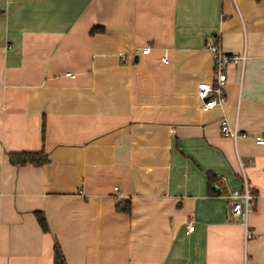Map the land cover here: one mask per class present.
<instances>
[{
    "label": "crops",
    "instance_id": "0c3cea01",
    "mask_svg": "<svg viewBox=\"0 0 264 264\" xmlns=\"http://www.w3.org/2000/svg\"><path fill=\"white\" fill-rule=\"evenodd\" d=\"M208 41L248 55L225 108L198 96ZM260 134L264 0H0V264H54L57 243L68 264H264ZM241 162L248 225L229 215Z\"/></svg>",
    "mask_w": 264,
    "mask_h": 264
},
{
    "label": "built area",
    "instance_id": "2783aa9c",
    "mask_svg": "<svg viewBox=\"0 0 264 264\" xmlns=\"http://www.w3.org/2000/svg\"><path fill=\"white\" fill-rule=\"evenodd\" d=\"M207 49L211 52L214 59V78L211 82L203 81L198 87V96L203 102V108L210 110L216 107L225 108L227 97V83H228V66L231 63L244 64L248 59L247 53L237 54L225 51L221 43L218 41H208ZM151 47L148 46L143 49L144 53H150ZM121 59L126 61L127 55L120 53ZM167 60V55L164 56ZM71 74V73H69ZM222 133L234 140L249 136V133L242 131L238 123L232 124L229 116L224 113L221 121ZM257 143L264 144V135H257L255 137ZM242 177L244 184L240 188L233 189L228 195L229 215L231 218H242L244 223L248 225L249 216L255 211V198L253 188L250 186L247 178L246 167L241 162ZM194 229V225H190V230ZM248 238L254 236V233L247 231ZM246 264H255L247 260Z\"/></svg>",
    "mask_w": 264,
    "mask_h": 264
},
{
    "label": "trees",
    "instance_id": "16d2710c",
    "mask_svg": "<svg viewBox=\"0 0 264 264\" xmlns=\"http://www.w3.org/2000/svg\"><path fill=\"white\" fill-rule=\"evenodd\" d=\"M13 161L17 164H26V163H33L37 165L44 164L49 161V157L45 152H28L22 151L18 153H12ZM118 208L120 210H128V204L124 202H120L118 204ZM39 220L44 229H48L47 222L45 217L39 212L38 213ZM54 264H68L64 253L62 252L58 243L55 245V259Z\"/></svg>",
    "mask_w": 264,
    "mask_h": 264
}]
</instances>
